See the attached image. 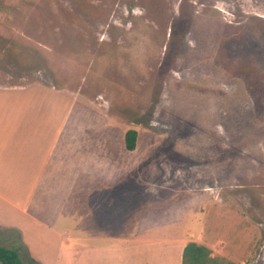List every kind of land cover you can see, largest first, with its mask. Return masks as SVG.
Instances as JSON below:
<instances>
[{
    "label": "rangeland",
    "instance_id": "1",
    "mask_svg": "<svg viewBox=\"0 0 264 264\" xmlns=\"http://www.w3.org/2000/svg\"><path fill=\"white\" fill-rule=\"evenodd\" d=\"M0 89L32 127L0 141V244L23 264L145 260L94 252L104 179L129 233L176 240L168 263L197 241L264 264V0H0Z\"/></svg>",
    "mask_w": 264,
    "mask_h": 264
},
{
    "label": "crops",
    "instance_id": "2",
    "mask_svg": "<svg viewBox=\"0 0 264 264\" xmlns=\"http://www.w3.org/2000/svg\"><path fill=\"white\" fill-rule=\"evenodd\" d=\"M28 88L29 87H13L2 90H4V92L11 93L10 95H13L14 92H17L21 93L22 96H25L26 93L24 92H26ZM31 128V126L26 125L25 123H18V121H16V123L8 125L4 117L0 118V141L10 139V135L8 134L13 133L12 137L14 138H12V140L22 142L24 141L26 130H31ZM16 133H22L20 137L23 139H19V136L16 135ZM4 163L0 161V167L4 165ZM24 175L26 176V174ZM25 176L21 175L19 176V178L25 179ZM15 178L17 177L15 176ZM102 185L104 188L102 191H100L102 193H99V195L96 193L94 194L93 213L95 214L96 218V223L94 225L98 228H101L103 233L106 234H103L102 237H91V240L94 241V246L96 244H99L98 246L94 247L95 253H99L101 251H103V253L111 252L110 246H106L105 248L98 247L101 244H112V241L117 240L122 244L123 250L126 252V255H128V253H134L135 257V255L141 256L142 254V256L145 258L144 261H135V264H182V252L185 245L181 246L177 256H173L172 263H168L166 258H164L163 249L165 248H163V245L164 247H166L167 245H170L172 247L176 240L165 239V234L163 235V239L160 238L156 241L149 239L148 236H152L155 231H152L154 233H151V231L147 229L144 223L140 220H134L130 222L132 224L131 227L133 228V230L129 233V221L126 210V200L124 204H122V199H119L117 201L114 198L113 192L111 191V183H109L107 180L104 179L100 186ZM161 233L164 232L158 231L156 234H159L161 236ZM147 249L152 250V255L149 254L145 257L143 255V251H146Z\"/></svg>",
    "mask_w": 264,
    "mask_h": 264
},
{
    "label": "trees",
    "instance_id": "3",
    "mask_svg": "<svg viewBox=\"0 0 264 264\" xmlns=\"http://www.w3.org/2000/svg\"><path fill=\"white\" fill-rule=\"evenodd\" d=\"M138 131L129 129L125 134L126 147L134 150L137 145ZM209 246L197 242L188 241L182 252V264H238L223 256H212ZM1 264H23L21 252L15 247H8L0 244ZM35 264H39L36 262Z\"/></svg>",
    "mask_w": 264,
    "mask_h": 264
}]
</instances>
